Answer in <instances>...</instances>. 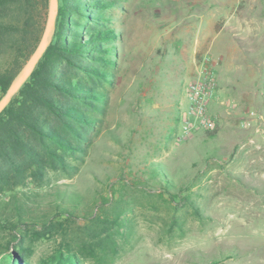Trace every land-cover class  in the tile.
Masks as SVG:
<instances>
[{
	"label": "rangeland",
	"instance_id": "374dc122",
	"mask_svg": "<svg viewBox=\"0 0 264 264\" xmlns=\"http://www.w3.org/2000/svg\"><path fill=\"white\" fill-rule=\"evenodd\" d=\"M116 1L120 41L90 144L69 172L0 197V253L21 228L10 227L18 198L33 264L66 247L84 264H264V198L229 171L237 145L264 144V0ZM202 66L217 84L210 102H221L207 106L213 135L183 134L184 86ZM71 192L73 217L35 236L34 221Z\"/></svg>",
	"mask_w": 264,
	"mask_h": 264
},
{
	"label": "trees",
	"instance_id": "16d2710c",
	"mask_svg": "<svg viewBox=\"0 0 264 264\" xmlns=\"http://www.w3.org/2000/svg\"><path fill=\"white\" fill-rule=\"evenodd\" d=\"M117 5L116 0H57L50 43L0 113V197L14 198L18 187L43 181L48 171L69 172L70 160L86 152L96 121L92 114L101 113L107 102V94L101 91L111 82L106 70L115 66L120 35L109 26L110 12ZM47 12L48 0H0V99L36 49ZM206 132L213 135L212 129ZM153 171L168 191L170 183L160 165ZM51 204V211L34 221L41 228L32 232L37 237L60 229L57 218H72L78 198L72 192L57 193ZM13 207L17 221L10 227L21 228L11 237L15 245L0 253V264H33L24 245L29 224L22 219L18 198ZM66 248L56 249L36 264H84Z\"/></svg>",
	"mask_w": 264,
	"mask_h": 264
},
{
	"label": "built area",
	"instance_id": "2783aa9c",
	"mask_svg": "<svg viewBox=\"0 0 264 264\" xmlns=\"http://www.w3.org/2000/svg\"><path fill=\"white\" fill-rule=\"evenodd\" d=\"M216 91V81L205 66L187 81L183 92L185 106L179 113L183 134H190L197 128L213 129L214 120L208 114L207 106Z\"/></svg>",
	"mask_w": 264,
	"mask_h": 264
},
{
	"label": "crops",
	"instance_id": "0c3cea01",
	"mask_svg": "<svg viewBox=\"0 0 264 264\" xmlns=\"http://www.w3.org/2000/svg\"><path fill=\"white\" fill-rule=\"evenodd\" d=\"M208 11L211 14L210 17H213L214 11ZM208 22L213 23L214 21L210 18ZM219 97V95H216L214 100L209 103V108L211 110L217 107V104L221 103ZM256 132H258V130ZM263 163L264 144L251 143L237 145L229 161V171L230 174L234 176L232 182L235 184H237V180L245 182V184L251 185V189L255 191V193H260L264 198V167L259 169L253 168V165H263Z\"/></svg>",
	"mask_w": 264,
	"mask_h": 264
},
{
	"label": "water",
	"instance_id": "95a60500",
	"mask_svg": "<svg viewBox=\"0 0 264 264\" xmlns=\"http://www.w3.org/2000/svg\"><path fill=\"white\" fill-rule=\"evenodd\" d=\"M56 14H57V0H49L46 21L42 30L41 37L36 46V49L29 57V59L27 60V62L19 72V74L12 81L6 93L0 99V113L8 105L11 98L17 93V91L23 85V83L27 80V78L35 68L36 64L40 60L41 56L43 55L48 44L50 43L54 30Z\"/></svg>",
	"mask_w": 264,
	"mask_h": 264
}]
</instances>
